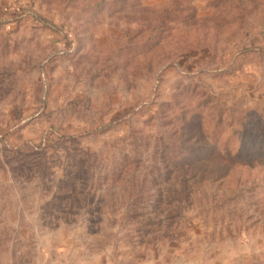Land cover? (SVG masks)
I'll return each instance as SVG.
<instances>
[{
  "label": "rangeland",
  "instance_id": "374dc122",
  "mask_svg": "<svg viewBox=\"0 0 264 264\" xmlns=\"http://www.w3.org/2000/svg\"><path fill=\"white\" fill-rule=\"evenodd\" d=\"M0 264H264V0H0Z\"/></svg>",
  "mask_w": 264,
  "mask_h": 264
},
{
  "label": "trees",
  "instance_id": "16d2710c",
  "mask_svg": "<svg viewBox=\"0 0 264 264\" xmlns=\"http://www.w3.org/2000/svg\"><path fill=\"white\" fill-rule=\"evenodd\" d=\"M237 133H238V132H237ZM216 149L218 150V148H215V149H213V150L216 151ZM222 149H223V155L226 156V155L230 154V150H229L228 147H227V142H226V144L223 146ZM240 149H241V147H240V148L238 147V148L236 149V151H235V154H236V155H239V150H240ZM190 155H191V154H190ZM219 159H220V158H219ZM199 161H201V160L198 159L197 162L194 163V165H195L196 163H198ZM188 162H191V161H188ZM225 163H226V162H225ZM225 163L220 162V160H217V162H215L214 164H215L216 166H220L221 168H226V167H227V168H228V167L231 168V167H233V165L229 166L227 163H226V164H225ZM262 164H263V162H262ZM184 166H185V168L188 170V167H190L191 165L188 164V163H187V165H186V164H185V165L183 164V165H180V166H179V169L185 171ZM216 166H215V167H216ZM216 176H217V175H216Z\"/></svg>",
  "mask_w": 264,
  "mask_h": 264
}]
</instances>
